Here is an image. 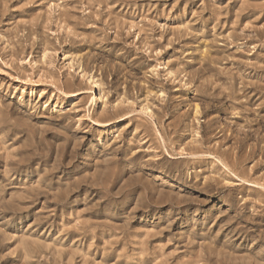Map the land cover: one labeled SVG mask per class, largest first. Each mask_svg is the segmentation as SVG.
<instances>
[{"label": "rangeland", "instance_id": "374dc122", "mask_svg": "<svg viewBox=\"0 0 264 264\" xmlns=\"http://www.w3.org/2000/svg\"><path fill=\"white\" fill-rule=\"evenodd\" d=\"M0 264H264V0H0Z\"/></svg>", "mask_w": 264, "mask_h": 264}, {"label": "bare ground", "instance_id": "6f19581e", "mask_svg": "<svg viewBox=\"0 0 264 264\" xmlns=\"http://www.w3.org/2000/svg\"><path fill=\"white\" fill-rule=\"evenodd\" d=\"M9 1V0H8ZM3 2H5V1H3ZM11 2V1H10ZM71 4V3H70ZM4 5H5V3H4ZM73 6H75V5H73ZM73 8V7H72ZM75 8V7H74ZM32 12V10H31V8L28 10V14H30ZM66 12V11H65ZM33 13V12H32ZM27 14V15H28ZM34 14V13H33ZM46 14V13H45ZM5 15V14H4ZM7 16V15H6ZM38 16V15H37ZM57 16V15H56ZM55 17V16H54ZM49 19V18H48ZM57 19V18H56ZM50 21V20H49ZM53 21V20H52ZM57 21V20H56ZM53 23H54V21H53ZM56 23V22H55ZM54 23V24H55ZM43 24V23H42ZM52 24V23H51ZM41 25V24H40ZM80 25H82V24H80ZM48 26H50V24H48ZM78 26V25H77ZM43 28H47V25L46 26H42ZM41 28V27H40ZM39 28V26H37V30H39L40 29ZM94 89L95 90H98V86L97 85H95L94 86ZM100 107V99H99V96H97L95 99H94V108L95 109H98Z\"/></svg>", "mask_w": 264, "mask_h": 264}]
</instances>
